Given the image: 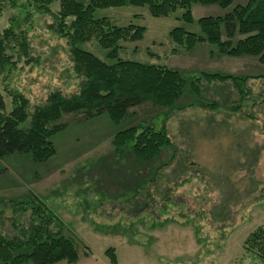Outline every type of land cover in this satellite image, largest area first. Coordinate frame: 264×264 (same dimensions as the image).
<instances>
[{"label": "rangeland", "instance_id": "rangeland-1", "mask_svg": "<svg viewBox=\"0 0 264 264\" xmlns=\"http://www.w3.org/2000/svg\"><path fill=\"white\" fill-rule=\"evenodd\" d=\"M29 2L0 0V33L10 27L24 31L29 48L26 56L15 54L0 75V92L7 111L9 93L23 95L31 115L53 92L77 94L81 80L73 74L66 40L50 28L52 15L38 14ZM58 7L57 2L51 9ZM182 13L153 18L145 7L124 6L98 9L94 16L145 29L140 41L120 43L123 61L165 66L186 81L200 72L264 76V63L256 57L223 56L209 44L191 51L176 47L172 29L198 34L199 19L226 11L194 5L190 25L180 20ZM81 48L109 63L94 40ZM246 86L249 94L237 114L208 113L183 95L170 110L131 108L118 124L106 115H63L64 129L51 137L55 155L48 161L34 163L27 154L0 159V199L39 197L62 222V234L76 241L74 264H110L108 249L116 264H262L243 243L264 225V79H250ZM202 97L234 105L239 99L230 83L206 86ZM139 124L165 126L175 154L163 150L144 164L129 152L116 155L115 133Z\"/></svg>", "mask_w": 264, "mask_h": 264}, {"label": "trees", "instance_id": "trees-1", "mask_svg": "<svg viewBox=\"0 0 264 264\" xmlns=\"http://www.w3.org/2000/svg\"><path fill=\"white\" fill-rule=\"evenodd\" d=\"M57 2L58 10L53 12L51 6ZM29 4L38 14L52 15L54 23L50 28L66 40L73 74L81 82L77 94L63 96L53 92L45 105L35 108L31 115L27 113L28 101L23 95L10 92L11 108L7 111L0 92V159L27 154L32 162L45 163L55 155L51 137L64 129L59 121L68 114H79L83 119L106 115L118 124L131 108L149 104L170 110L183 95L193 97L196 106L208 113L237 114L240 103L249 94L247 82L264 79L262 75L239 77L200 72L186 81L178 71L165 66L123 61L119 58L120 43L140 41L145 29L133 24L117 27L107 18L94 16L98 9L134 6L145 7L153 18H166L182 9L180 20L190 25L194 5H216L226 13L199 19L198 34L183 27L172 29L169 32L172 43L187 51L199 44H209L220 55L256 57L264 63V0H247L243 5H234V0H31ZM92 40L106 52L109 63L81 48ZM28 50L24 31L17 32L12 27L2 31L0 75L13 63L15 54L26 56ZM214 83H230L238 95L235 102L238 104H229L223 97V101L202 97L204 87ZM159 128L139 124L118 131L111 140L113 152L118 156L129 152L138 164L154 161L163 150L175 154L165 126ZM63 228L62 222L37 196L0 199V264L76 263L77 243L62 234ZM243 248L264 264V225L248 234ZM106 255L110 264H116L113 249H108Z\"/></svg>", "mask_w": 264, "mask_h": 264}, {"label": "crops", "instance_id": "crops-1", "mask_svg": "<svg viewBox=\"0 0 264 264\" xmlns=\"http://www.w3.org/2000/svg\"><path fill=\"white\" fill-rule=\"evenodd\" d=\"M245 2H246V1H245V0H243V3H242V4H238V5H243V4H245ZM223 12H224V11H223ZM221 15H222V13H221Z\"/></svg>", "mask_w": 264, "mask_h": 264}]
</instances>
